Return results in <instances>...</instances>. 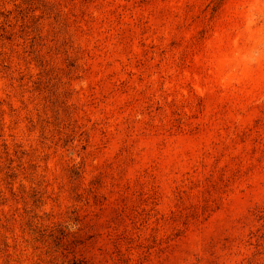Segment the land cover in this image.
Returning a JSON list of instances; mask_svg holds the SVG:
<instances>
[{
  "label": "rangeland",
  "instance_id": "1",
  "mask_svg": "<svg viewBox=\"0 0 264 264\" xmlns=\"http://www.w3.org/2000/svg\"><path fill=\"white\" fill-rule=\"evenodd\" d=\"M0 264H264V0H0Z\"/></svg>",
  "mask_w": 264,
  "mask_h": 264
}]
</instances>
